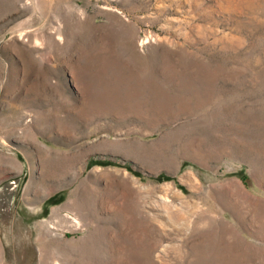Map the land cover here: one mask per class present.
<instances>
[{"label": "rangeland", "instance_id": "obj_1", "mask_svg": "<svg viewBox=\"0 0 264 264\" xmlns=\"http://www.w3.org/2000/svg\"><path fill=\"white\" fill-rule=\"evenodd\" d=\"M0 156V264H264V0H0Z\"/></svg>", "mask_w": 264, "mask_h": 264}, {"label": "bare ground", "instance_id": "obj_2", "mask_svg": "<svg viewBox=\"0 0 264 264\" xmlns=\"http://www.w3.org/2000/svg\"><path fill=\"white\" fill-rule=\"evenodd\" d=\"M0 157H1V156H0ZM0 160H2V157H1ZM11 162H12L13 164H15L14 161H13L12 159H11ZM42 258H44L43 255H42Z\"/></svg>", "mask_w": 264, "mask_h": 264}]
</instances>
